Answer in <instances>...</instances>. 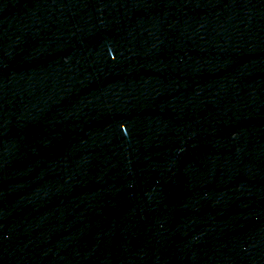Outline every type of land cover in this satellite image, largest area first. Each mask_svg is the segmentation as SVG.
<instances>
[{
	"label": "water",
	"instance_id": "95a60500",
	"mask_svg": "<svg viewBox=\"0 0 264 264\" xmlns=\"http://www.w3.org/2000/svg\"><path fill=\"white\" fill-rule=\"evenodd\" d=\"M0 264H264V0H0Z\"/></svg>",
	"mask_w": 264,
	"mask_h": 264
}]
</instances>
